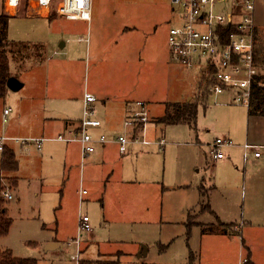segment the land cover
Here are the masks:
<instances>
[{"label":"rangeland","instance_id":"374dc122","mask_svg":"<svg viewBox=\"0 0 264 264\" xmlns=\"http://www.w3.org/2000/svg\"><path fill=\"white\" fill-rule=\"evenodd\" d=\"M25 8L27 5L23 3L21 12L9 21L8 37L16 43L7 47L11 74L24 86L17 91L8 89L5 96L0 97V135L21 137L29 135V129L37 130L35 123L39 121V114L33 113L32 104L42 99L52 108L61 107L63 99H46L45 91L49 90L52 96L65 89L77 92L87 78L96 86L100 85L98 89L102 92L110 90L113 97H128L129 102L139 98L146 101L147 134L151 144L132 147V152L122 155L124 157L116 152L115 158L121 162L118 160L113 167L102 165L104 170L94 177L89 160L82 167L77 143L50 140L45 142L41 152L32 142L22 151L18 150L19 172L0 170V174L9 178L17 177L16 184L9 186L13 197L6 198L13 224L9 233L0 237V250L10 249L16 257L36 258L39 264H78L71 256L76 254L74 237L78 218L85 214L92 218V230L81 237V258H104L99 253L101 249L113 255L122 250L121 264H144L157 259L172 241H176L172 252L177 247L185 248L184 227L176 218L183 192L177 184L188 176L194 180L201 175L203 193L208 195L215 176V168L208 161L209 143L217 136H224L226 131L238 134L243 130V120H247L246 105L230 103L228 93L217 98L209 94L207 106L199 105L195 125L158 123L157 118L166 112L168 103L194 98L196 82L202 77L199 68L183 67L170 56L168 31L177 21L171 0H92L90 22L26 16ZM123 27L133 28V34H124ZM122 42L119 48L117 44ZM32 43L47 44L51 47L49 52L54 49L58 54L52 56L51 61H44L47 51L45 56L40 55L38 51L43 52V48L34 47ZM64 43L67 48H63ZM98 43L100 55L94 56L93 48ZM88 46L92 48L87 54ZM67 52L75 56H67ZM38 56L43 63H36ZM123 56H127L126 59L123 60ZM68 57L74 60L70 79L61 65ZM101 97L97 106L99 116L104 117L105 107L101 105L107 96ZM5 107L13 109L8 114V123H3ZM134 108L139 109L136 104ZM17 111L22 118L16 116ZM160 138L167 142L164 150L155 144ZM81 177L83 188L89 194L80 201ZM136 178L140 186L134 183ZM152 180L167 187L165 199L168 205L170 203L171 214L175 215L170 218V224L144 220L148 216L155 217L153 213L157 208V195L150 189L153 186L141 183ZM206 202L207 198L203 199L201 208L192 211L189 224L196 220L214 221L210 212L200 215L209 209ZM234 202L232 208L240 222L244 204L239 197ZM109 216L115 221L112 218L110 221ZM139 217L143 221L138 220ZM222 222L227 224V229L234 230L232 215L224 216ZM205 227L208 228L203 224L200 230ZM110 238L114 240L112 244L104 243ZM52 239H61L63 245L48 248V241ZM144 246L151 251L145 256L140 254ZM108 255L107 258L113 257ZM189 255L181 264H237L239 260L238 246L216 260L202 256L193 261Z\"/></svg>","mask_w":264,"mask_h":264},{"label":"crops","instance_id":"0c3cea01","mask_svg":"<svg viewBox=\"0 0 264 264\" xmlns=\"http://www.w3.org/2000/svg\"><path fill=\"white\" fill-rule=\"evenodd\" d=\"M20 12L21 11H19L17 14H13L12 16H17ZM24 14L26 16L49 19L50 21L55 18H60L57 14L55 17L52 18L50 17L51 14L39 15L35 14L33 11L28 13L27 8ZM255 19L260 34L264 35V0H255ZM122 31L126 35L133 34V28L123 27ZM121 38L123 39V36H121ZM34 44L36 43H32L34 47L37 46L43 48V52H41L40 50L38 51L40 55L45 56L47 51V56H45L46 59L44 61L49 62L51 61L52 56H56L58 54L57 52H55L54 49L52 50V52H49V50H51V47L47 46V44ZM123 44L124 42L117 44V46L120 48ZM63 48H67V43H64ZM86 48L87 49L85 51L88 54V52L91 51L92 47L88 46ZM100 49L101 46L98 43V45L94 46V52L92 54H94V56L100 55ZM66 55L75 56L72 55L71 52H67ZM126 57L127 56H123V60L126 59ZM36 60H38V62L36 61V63L44 62L41 60V56H38ZM73 63L74 60L70 57L64 58L62 60L61 65L65 67V75L69 79L72 77L71 70L72 65H74ZM124 65L128 66L129 64ZM11 76H13V74ZM196 84H198V81L196 82ZM99 86L100 85L96 86L95 84L90 82V80L88 81L86 78L84 81V86L80 88L77 92H72L68 89H65L60 93H54V95L52 96L50 91L46 90V99H49L50 97L53 98L54 101H57L58 99H63V105L61 107H57L54 105V107L52 108L49 102L44 103L42 99H39L38 101L34 102L31 107L34 114H39V121L35 123V125L38 126V129L31 130L28 128L30 131L29 135H24L21 137H16V135L13 136L7 134L8 137L12 138L9 139V141L7 142V146L14 149L18 158V150L22 151L23 149H25L24 147H26L27 144H30L32 142L36 146V148L41 152L43 151L41 149L44 147V144L47 141L53 140L57 142H62L54 138L58 136L59 133L68 132L70 129L78 125L83 112L84 93L85 91H89L97 96L95 106L97 109L98 116L99 111L97 104L102 98V95L107 96L106 99H103V104L101 105L105 107L104 117L99 116L103 123L100 127L95 128L93 131L96 135L104 132L110 138H112V140H110L106 144H99L94 152L88 154L85 157H83L82 155L80 144L78 142L71 143H77L79 146L82 167L83 164H85V162L89 160V168L91 167L92 169H94V171L92 172V177H94L96 173L102 172V170H104L102 168V165H104L105 168L107 166H115L118 160L121 162V159L119 158L116 160V152L120 156L128 155L132 152V147L138 146L132 145L130 147V151L127 154H121L118 145L116 142H114L113 138L119 132H122L124 130L125 119L133 111V109H135L134 104H136L137 101L145 100L139 98L129 102L128 97H113L115 95L110 90L102 92L100 89H98ZM107 94L111 95L112 97L109 98V95ZM217 97L218 96H216V98ZM11 110V112H13V109ZM28 111L31 115L32 111L30 108H28ZM16 116L20 118L23 117L18 111ZM27 118L26 120L28 124L29 120ZM247 120L244 118V127L240 133L235 134L232 130L226 131V134L224 136L230 138L233 141V145L228 147L227 150H225L227 154L225 158L216 160L213 158L211 152V156L209 157V159L206 156L208 161H210L215 168L214 181H212V184L209 186L210 191L208 192L207 196H205V194L203 193V187L205 186L203 185V177L201 175L195 177L194 180H192V178L188 176V179H186L182 183L177 184V188L183 192L182 200L178 203V215L176 218L178 220L177 222H179L184 227L183 234L185 236V248L177 247L176 249H173L174 252H172V247L176 244V241H172L171 244H169L168 246L166 245V247L163 249L162 254H160L157 259H153L150 263L144 262V264H181L182 260H184V258H187L188 253L190 254V259H192L193 261L200 260L202 256H211V258H215L216 260L219 257H224L228 252L231 251L232 248H235L237 246L239 251V260L237 264H264V115H250L248 113L247 108ZM8 121L6 123H8ZM97 131L99 132L97 133ZM24 138L47 139L43 142L42 147L39 149L36 145V142H23L21 139ZM245 142L260 145V156H255L253 153L254 151H250L248 159L247 161H245V150L243 147V144ZM16 143L17 145H15ZM209 145H211V143H209ZM68 157L69 148H67L66 160H68ZM19 170L17 172H19ZM82 178L83 177H81L80 188L78 191L79 198L81 197L80 192L83 188ZM135 180L136 181H134V183L137 184V186H140V180H138L137 178ZM141 183L149 187L153 186V189L151 187L150 189L152 190L153 194L157 195V198H155V207L157 208H155L153 213V216L155 217L150 218L148 216L144 220H153L152 222L157 221L161 223L167 222L170 224L172 222L170 221V218H174L175 215L171 214L170 203L168 205L165 199L167 187L164 185L159 186V182L156 180ZM86 194L88 195L89 192H87ZM236 197H239L241 199V202L244 204L240 222L238 221V218L234 214V209L232 208V206L235 204L234 200ZM206 198V204H208L209 209L207 211L200 212V215L202 213L210 212L212 214V217H214L215 223L214 221H207L203 223L202 221L196 220L192 224H189L190 215L192 211L195 208L200 209L203 204L202 200ZM230 215H232V226H234V230L223 232L221 227L217 226L218 222L216 223V219L219 218L223 221L224 216ZM81 216L82 215H80L78 218L76 230L77 234L74 237L75 239L78 235V226ZM111 218L112 221H115V218L113 216H109L110 221ZM91 220L92 218H90V224ZM138 220L143 221L141 217H139ZM203 224L215 226H213V230L203 231L200 230ZM111 238L114 237L111 236ZM110 239L104 243L112 244L114 240ZM62 245L63 242L61 241V239H52L48 241L47 246L48 248L50 246H55L56 248H58ZM101 250L102 251H100L99 253L104 255V258H107L108 254H110L108 256H112L114 254L105 251L104 249ZM117 252L121 254L122 258V256L124 255V251L117 250L115 254ZM145 252L146 253L144 254V247L143 249L140 248V254H144V256L148 255L151 252L150 248H147ZM243 255H245L246 258H244Z\"/></svg>","mask_w":264,"mask_h":264},{"label":"built area","instance_id":"2783aa9c","mask_svg":"<svg viewBox=\"0 0 264 264\" xmlns=\"http://www.w3.org/2000/svg\"><path fill=\"white\" fill-rule=\"evenodd\" d=\"M5 12L17 14L26 2L28 13L56 14L68 20H91L92 0H0ZM177 18L176 24L168 31V46L171 58L186 68L197 67L209 80L211 95L228 93L232 103L251 105L252 90L257 74L260 72L255 61V0H171ZM97 96L85 91L83 112L78 125L68 132L59 133L54 139L64 142H78L83 157L94 152L99 144H106L110 137L106 133L95 134L94 129L102 125L97 115L95 102ZM135 109L125 119V130L114 138L121 154H127L132 145L151 144L147 134L148 110L146 102L137 101ZM11 107L3 110V122L8 121ZM8 136L0 135V151L7 146ZM18 139V138H16ZM47 138H24L23 142L34 141L40 149ZM155 144L164 150L167 142L164 138ZM233 141L225 136H217L211 143L214 159L227 156L224 147H230ZM247 161L250 151L260 156V145L245 142L243 144ZM87 193L81 189L82 197ZM6 198H12L9 186L3 192ZM92 226L88 215L79 220L76 254L71 257L80 259L81 237L90 232Z\"/></svg>","mask_w":264,"mask_h":264},{"label":"trees","instance_id":"16d2710c","mask_svg":"<svg viewBox=\"0 0 264 264\" xmlns=\"http://www.w3.org/2000/svg\"><path fill=\"white\" fill-rule=\"evenodd\" d=\"M26 6V2L24 3ZM0 97H4L8 91L7 80L12 75L10 71V58L8 46L15 45L16 42L8 37L9 21L13 17L3 10L0 2ZM26 9V8H25ZM56 11L53 9L50 17H55ZM255 61L261 71H264V35L260 34L258 28L255 34ZM257 74L253 90L251 105L248 108L250 115H264V73ZM210 89L209 80L206 75H202L197 86V94L192 100L183 102H171L167 104L166 112L157 118L158 123L165 125L189 123L195 125L199 111V105L207 106ZM20 163L13 148L5 146L1 152L0 170L2 172H17ZM5 180L9 181L6 182ZM17 177L12 178L0 174V237L6 236L13 224V218L10 216L7 208V200L3 192L7 186L16 184ZM218 219V225L223 232H228L226 223ZM203 231L213 230L215 225H207ZM0 264H39L36 258L16 257L12 250H0ZM78 264H121V254L118 252L111 258H80Z\"/></svg>","mask_w":264,"mask_h":264},{"label":"water","instance_id":"95a60500","mask_svg":"<svg viewBox=\"0 0 264 264\" xmlns=\"http://www.w3.org/2000/svg\"><path fill=\"white\" fill-rule=\"evenodd\" d=\"M7 86L9 89L17 91L24 86V83L16 76H10L7 80ZM146 250L147 248L144 246V254L146 253Z\"/></svg>","mask_w":264,"mask_h":264}]
</instances>
